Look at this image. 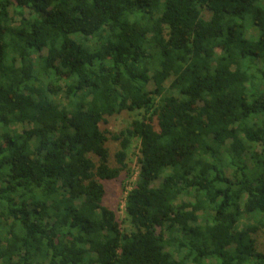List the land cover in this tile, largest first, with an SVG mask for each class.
<instances>
[{
	"label": "trees",
	"instance_id": "trees-1",
	"mask_svg": "<svg viewBox=\"0 0 264 264\" xmlns=\"http://www.w3.org/2000/svg\"><path fill=\"white\" fill-rule=\"evenodd\" d=\"M263 232L264 0H0V264H264Z\"/></svg>",
	"mask_w": 264,
	"mask_h": 264
},
{
	"label": "rangeland",
	"instance_id": "rangeland-1",
	"mask_svg": "<svg viewBox=\"0 0 264 264\" xmlns=\"http://www.w3.org/2000/svg\"><path fill=\"white\" fill-rule=\"evenodd\" d=\"M11 15H13V11L10 10ZM24 15L26 17L29 16L28 11H24ZM211 17V14L207 11L202 12V18L204 20H209ZM18 20V19H16ZM256 36V32L254 29H250L247 37L253 38ZM169 85V82L165 83V88H167ZM149 90L154 89V85L151 83L148 86ZM139 115L137 113H129L124 112L120 115L113 116L111 118L106 119L107 123L106 125L102 126V129H106L110 133H119L120 131L125 130L129 127L132 120L138 118ZM18 131L21 130V127L16 128ZM107 148L109 151V165L110 167H116V161H115V153L119 150V144L114 141H109L107 143ZM138 152H139V141L137 139H132L130 146L127 150V156H126V164L130 169V178H127L126 172H122L119 179L104 182V188H105V196L103 199V205L107 208L115 211L116 216L121 224V228L128 229L130 226L128 224L125 212H124V203H125V197L127 192L131 189L133 186L136 176L138 173L137 168V158H138ZM192 202L193 200L191 198H180L178 200V204L181 202ZM258 250L264 252V232L260 233L258 236Z\"/></svg>",
	"mask_w": 264,
	"mask_h": 264
}]
</instances>
